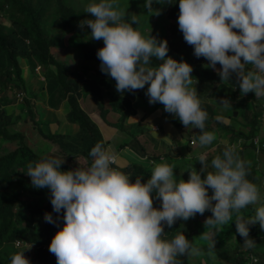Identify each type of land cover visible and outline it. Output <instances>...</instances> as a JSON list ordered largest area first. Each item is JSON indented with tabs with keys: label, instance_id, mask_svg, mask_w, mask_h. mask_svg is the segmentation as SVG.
I'll return each mask as SVG.
<instances>
[{
	"label": "clouds",
	"instance_id": "clouds-1",
	"mask_svg": "<svg viewBox=\"0 0 264 264\" xmlns=\"http://www.w3.org/2000/svg\"><path fill=\"white\" fill-rule=\"evenodd\" d=\"M154 3L176 0H144L146 13L160 14ZM178 9L183 39L197 58L206 59L204 66L217 71L221 80L235 73L241 95L253 91L255 97H264V0H179ZM84 12L90 16L80 25L90 29V39L103 41L96 56L101 72L115 81L116 91L144 89L149 104H162L185 127L200 130L201 147L211 144L216 137L205 130L207 112L191 87L193 66L167 54V39L142 33L141 17L135 12L126 15L119 0H89ZM237 142L240 146L242 140ZM89 156L90 164L62 169L64 160L48 155L29 162L25 171L33 187L48 189L52 208L44 213V221H63L49 245L57 264H180L177 256L196 255L198 249L184 232L164 238V225L171 228L178 219L186 221L206 210L211 215L204 223L215 230L235 214L236 232L246 248L255 247L249 225L258 222L264 230V203L257 205L259 190L248 179L247 162L233 144L224 142L222 152L211 160L206 151L198 153L201 168H188V179H178L174 166L160 162L146 180L143 175L131 180L113 166L114 154L101 143ZM154 198L161 201L159 207L153 205ZM248 205L257 206L253 216L245 217L241 210ZM26 248L12 253L10 264H31ZM251 259L258 264L253 253L246 264Z\"/></svg>",
	"mask_w": 264,
	"mask_h": 264
},
{
	"label": "trees",
	"instance_id": "trees-1",
	"mask_svg": "<svg viewBox=\"0 0 264 264\" xmlns=\"http://www.w3.org/2000/svg\"><path fill=\"white\" fill-rule=\"evenodd\" d=\"M163 10L173 21L170 37L166 38L169 46L167 54L186 60L193 66L191 87L196 91L201 108L207 112L205 130L227 133L231 141L241 139L243 146L236 149L244 161L243 147L255 151L250 161H246L248 179L259 190L257 205L264 203V168L259 167L261 160L255 154L257 149L264 154V135L258 145L254 143V137L260 135L262 127L264 97L257 98L253 91H249V99L245 96L237 98L236 91L240 89L236 74L233 73L231 79L221 80L217 71L202 65L205 58H197L193 54V47L184 41L177 23L178 3L163 5ZM89 16L84 9H77L65 0H0V90L13 92L19 89L17 96L21 99L17 117L0 102V264H10V255L26 247L29 248L25 249L24 254L31 264H57L55 255L49 252V245L63 221L61 219L56 225L44 221V213L52 208L48 189L33 187L25 171L29 162L48 155L64 160L62 169L85 166L91 163L89 152L96 143L107 147L109 142L81 105V98L90 96L96 106L95 112L105 121L110 111L116 112L118 119L109 123L126 131L131 137L122 142L120 147L128 146L143 156L147 154V147L139 135L147 133V130L140 123H128V118L136 113L138 107L145 108L146 115L161 109L182 138L186 139L190 135L198 138L200 135L199 129L192 125L185 127L173 114L166 113L162 104H149L144 89L123 93L116 91L115 81L101 72L100 61L96 56L103 41L90 39V29L80 25ZM65 43L77 50L83 61L80 69L71 70L68 62L60 57L58 51ZM23 59L32 65L37 74L45 76L40 87L46 90V103L57 109L67 103L66 121L78 125L75 132L51 129L50 120L43 117V112L36 105L38 94L27 89L22 75ZM37 67L43 68L42 71L38 72ZM225 82L235 87V92H229ZM133 97L142 102L135 104ZM223 100L227 101L226 105L231 109L225 114L234 116V111H237L238 117L245 121L247 131L218 119L219 116L225 117V114H218L216 109V104L222 105L220 102ZM170 137L177 143L175 138ZM35 141L55 147L57 155L40 153L34 147ZM5 143H14L15 146L8 148ZM196 158L184 155L177 157L170 152L153 156V160L158 159L174 166L175 174H180L181 169L187 172L188 167L199 170L201 163ZM113 166L118 165L114 163ZM151 166L131 160L126 166L118 167L131 175V180H135L137 175H143L146 180ZM201 175L203 177L205 173ZM181 176L188 179L186 175ZM211 191L209 189V194ZM23 194L36 200L23 198ZM160 204L161 201L154 198L153 205L159 207ZM257 205H248L241 210V215L253 216ZM62 213L63 209L61 216ZM210 215L211 212L206 210L186 221L178 219L171 228L164 225V238L171 239L177 233L184 232L198 249L196 255L177 256L180 264H202V260L212 264H246L251 253L258 256V264H264V230L260 229L258 222L249 225V236L255 240V247L246 248L243 237L236 232L235 214L233 220L221 225L219 230L205 225L204 221Z\"/></svg>",
	"mask_w": 264,
	"mask_h": 264
},
{
	"label": "rangeland",
	"instance_id": "rangeland-1",
	"mask_svg": "<svg viewBox=\"0 0 264 264\" xmlns=\"http://www.w3.org/2000/svg\"><path fill=\"white\" fill-rule=\"evenodd\" d=\"M65 1L77 9H84L85 6L89 3V0H65ZM176 2L178 3L179 0H176ZM143 4H144V0H119V7L126 12V15L135 12L134 14H137L141 17V22L138 25V27L142 33H148L151 31V34L157 36L158 38L166 39V38L170 37V32H171L170 26H171L173 21L171 19H169L167 14L164 12L163 5L154 3L153 7L159 8L161 11H160L159 15H156V14L150 15V13H146L147 9L143 7ZM153 10L155 11L157 9H153ZM85 27H86V25H85ZM58 53L60 54L61 58H63L64 60H66L68 62V66L71 68V70L80 69L83 61L79 57L78 52L75 48L69 47L65 43L64 47H62L61 50L58 51ZM22 63L24 66L22 75L24 76V78L26 80L27 89H28V91H35L38 94V98L36 99V105L43 112V117L50 120L51 129L52 130H54V129L65 130L66 129L69 132H75L78 128V125L76 123L72 124V123H69L66 121L65 112L68 109L67 103H64L58 109L50 107L46 103V98L44 97L47 94L46 90L41 89V87H40L42 85L41 77H40L41 75L39 73L37 74L32 69V65H30L24 59L22 60ZM206 63H207V61L205 59L202 62V65L204 66ZM206 68L212 69L209 67H206ZM216 68H220V65L217 64ZM42 69L43 68H41L40 70L42 71ZM224 84H225L226 89L229 90V92H235V87L233 88L229 83H226V82ZM18 92H19V89H17L16 91H13V92H11V91L3 92L2 90H0V102H2L6 106V108L8 109L9 112H13L16 117L19 114L18 110H19L20 103H21V99L18 98V96H17ZM243 96H245L246 99L250 98L249 93L241 95L240 91L239 92L236 91V97L237 98H242ZM86 99H88V98H86ZM89 99L92 101V104H95L91 97H89ZM132 101L135 104L142 102V101H139L138 99H136L135 97H133ZM83 106L87 110V102H83ZM138 108L141 109V107H138ZM216 109L218 111V114H221V115H224L228 110H229V112H231L230 107H228L227 105L216 104ZM108 118L110 121H116L118 119V114L116 112L110 111V113L108 114ZM219 119L223 120V122H228V123L233 124L238 129H242V130L247 131L245 121L243 120L242 117H240V116L238 117V113H236V115H234V116H230V115L225 114V117L220 116ZM262 121H263L262 127H261V131H260V135L258 137L259 139L264 135V119ZM98 122H99L98 125L100 128L105 126L102 119L98 118ZM65 124H67V125L65 126ZM31 130H32V128H31ZM190 130H191V133H193V130L192 129H190ZM123 133L128 135V133L126 131H124ZM214 135H215L216 139L213 140V142L211 144H209L205 147H201L198 143V138L194 137L193 135L188 136L186 139L180 138L181 153L184 156H186L187 158H190V157L195 158V157H197L198 153H200L202 151H206L208 154V159H209L212 156L216 155L220 150L223 149L224 142H228L230 144H233V145H235V147H238V145H239V142H235L234 140L231 141L230 136L227 133L217 131V132H214ZM31 142H34V141L31 140ZM233 142H235V143H233ZM242 142H241V145H242ZM44 143L38 144V142L35 141L34 147L38 151H40V153L45 152L46 154L48 153V154H52V155H57L55 147H53V146L49 147V146L45 145ZM184 143L187 144L188 148L185 146ZM4 145L8 148L9 147L12 148L13 146H15L14 143H5ZM241 145H240V147L243 146V145L242 146ZM243 150H244L243 151L244 152V155H243L244 158L246 159V161H250V158H252L255 151L250 147H243ZM181 153L179 154L177 151L176 155L179 154L181 156ZM255 154L256 155L258 154V156L261 160V164H259V167L264 168V164H263L264 154H262V152H260L258 150L256 151ZM157 162H160V161L157 159ZM188 168H190V167H188ZM186 171L187 172H185L184 170L181 169L180 174L186 175V177H188L190 169H188ZM180 174H177V175H179L181 178L182 176ZM205 175H206V172H205ZM21 196L23 198H27V199L32 200V201L36 200V198H33L29 195L23 194ZM202 264H212V263H209V262L206 263L204 260H202Z\"/></svg>",
	"mask_w": 264,
	"mask_h": 264
},
{
	"label": "crops",
	"instance_id": "crops-1",
	"mask_svg": "<svg viewBox=\"0 0 264 264\" xmlns=\"http://www.w3.org/2000/svg\"><path fill=\"white\" fill-rule=\"evenodd\" d=\"M89 97L90 96L81 98V105L83 106V102H87V112L91 115V117L95 120L97 124L99 123L98 118L103 120L105 126L99 128L105 140L109 142L107 144L106 149H108L114 154L115 164H117L118 166L124 167L129 163V161L133 160L152 165L151 167H153L155 163H160L156 160H153V156L163 154L164 152H170L173 155L180 157V138H182L181 134L176 128V126L164 115L161 109H156L154 112L150 113L149 115H146L145 108H137L136 113L128 118V123H140V125L147 130V133H141L139 135V137L143 139L147 147V154L143 156L137 153L136 150L128 146L122 148L120 147V144L122 142L130 140L131 137L129 135L124 134V131L112 126L109 123L110 120L108 117L107 121L101 118L97 114V112H95L96 106L95 104H92V101L89 99ZM66 125L67 124H65V126ZM155 125H159L160 130H154L153 127ZM170 136L175 138V140H177V143H175ZM184 144L187 147V144ZM177 151L179 153L178 155H176ZM181 155L183 154L181 153ZM161 158H163V156H161L160 159ZM175 175L178 179L180 178L179 175Z\"/></svg>",
	"mask_w": 264,
	"mask_h": 264
},
{
	"label": "built area",
	"instance_id": "built-area-1",
	"mask_svg": "<svg viewBox=\"0 0 264 264\" xmlns=\"http://www.w3.org/2000/svg\"><path fill=\"white\" fill-rule=\"evenodd\" d=\"M37 70L39 71V67H37ZM42 79H44V77H42ZM263 102H264V98H263ZM156 129H158V126L155 127ZM252 257H255V256H252ZM256 258V257H255ZM257 260V258L255 259V261ZM247 264H253V261L252 259L248 261Z\"/></svg>",
	"mask_w": 264,
	"mask_h": 264
},
{
	"label": "water",
	"instance_id": "water-1",
	"mask_svg": "<svg viewBox=\"0 0 264 264\" xmlns=\"http://www.w3.org/2000/svg\"><path fill=\"white\" fill-rule=\"evenodd\" d=\"M236 113H237V112L235 111L234 114L236 115Z\"/></svg>",
	"mask_w": 264,
	"mask_h": 264
}]
</instances>
